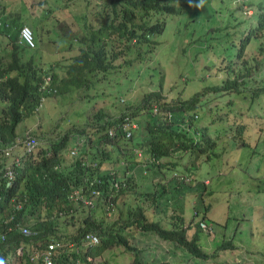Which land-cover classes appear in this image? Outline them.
<instances>
[{
  "label": "trees",
  "instance_id": "1",
  "mask_svg": "<svg viewBox=\"0 0 264 264\" xmlns=\"http://www.w3.org/2000/svg\"><path fill=\"white\" fill-rule=\"evenodd\" d=\"M54 1L57 4L46 0H37L39 6L34 12L38 13L28 12V15H25L24 12L32 6V0H0V34L6 37V43L8 44L6 52L3 49L0 50V99L7 101L5 107L0 111V139L2 140L9 138L13 132L15 122L21 116L27 118V124L35 122L39 127L48 129L53 120L49 121L43 115V107L39 106L41 105L39 104L40 100L38 101L39 96H44L42 103L50 105L48 103H50L51 96L56 95L57 92L67 90L63 80L69 79L73 84L86 83L83 81V74L92 71L89 65L104 71L109 67L108 62L118 61L121 64L116 63V68L118 69L121 66L122 71L129 76L128 80L143 70L148 72L146 52H150L151 49L148 43L153 46L157 33L165 29V14L179 11L174 0ZM188 1L200 3V0ZM226 1L229 2L230 0ZM28 3L30 5L26 6ZM201 4L206 8L204 11L197 8L195 4L192 7L180 10L184 25H179L176 22L169 29L168 35L182 38L188 31L186 23L194 25L199 21L202 25H205V18L202 19L201 17L206 16L211 22H215L218 13L224 10L221 7L223 2L221 4L219 2L215 3L216 7L211 0H203ZM248 4L253 8L250 16L242 19L243 22H237L233 25L235 27L233 36L236 39L235 44L231 41L229 44L220 47L212 42L215 32L222 28L219 25L210 26L208 29L201 27V33L196 37L192 36V31H189L188 40L186 41V44H190L193 50L192 59L189 63H193L202 71H205L209 66L207 76L201 77V81L208 84L221 76L220 84L231 88L237 95L240 94L239 84L248 87V91H250V100L247 102L249 112L238 111L234 106L235 100L232 101V98L229 101L231 107L225 117V125H233L234 135L238 137L242 146L248 145L245 136L249 134V125L251 120L254 119L252 117L264 115V105L260 97H257L259 94L264 93V43L257 42L258 34L260 36L264 34V0H248ZM73 8L80 10L78 17L75 16ZM187 10H190L191 13H187ZM194 15V21H191ZM177 20L179 21V18ZM23 24L29 26L34 35L35 46H40L39 50L26 43H19V32ZM228 24L229 18L226 20V25ZM239 26H241L240 30L238 29ZM54 40L57 44L58 41L63 42V44L66 43L65 47H59L58 45L49 47L48 44ZM74 46H76L75 49H73ZM40 48L46 50L50 58L45 60ZM186 49H183V51L185 52ZM234 50L235 52L238 51L237 56L249 50H257L259 57H253V64L249 63L248 59H243L241 65H238L229 57ZM78 51L82 55L87 54L88 63L85 62L80 66L74 63L75 57L72 59L71 56L76 55ZM98 51L101 52L98 53ZM94 52L97 53V57H92L91 53ZM200 55L204 56L203 60L199 57ZM183 57H185L184 54ZM187 60L185 64H188ZM253 71H258L260 76L255 77ZM58 75H61V77H58ZM46 77H49V80L45 84ZM58 78L60 84H57V90L53 91ZM157 85L160 86L161 82L158 81ZM144 87L145 85H142L140 88ZM211 87L216 88V85H211L209 88ZM188 89L189 87L182 86L176 90H171L170 95L176 96L174 98L176 100L172 102H167L168 100L160 97V94L156 93L158 90L151 88L150 92L145 91V100L149 108H156L159 111L169 109L172 112L171 121L174 123H165L156 114L145 111L144 123H146L145 127L148 129V135L142 139L136 136L134 144L140 149L142 148V156L149 155L146 165L182 169L186 174L199 179V177L205 178L209 172H203L200 165L193 166L192 161L185 159L180 154L174 157L171 155L175 150H181V147L184 146L188 147L193 142L192 132L189 131L188 127H180L178 121L183 117V111H186L193 118L194 113L214 114L212 112H217L219 105L217 102L213 105H205L207 101L213 98L211 95H206L207 91L202 86L199 89L196 87L192 91ZM184 91L187 92L183 94ZM204 95L205 99L201 101V97ZM55 114H53L54 118H58V120H68L72 125L75 123V119L71 115L62 119L63 116L58 117L59 115ZM75 125L82 134L87 135L88 147L81 150L83 153L80 156L87 155L93 158L97 154L94 157L96 161L91 166L87 165L86 167L81 166L79 160L63 161L61 171L58 173L55 170L52 174L51 166L57 155V148L52 147L53 157L42 158L34 165H30L27 174V185L25 184L24 188L28 204L26 205L27 211L23 221L27 223H22L30 232L27 234L22 233L20 230L22 226H15V220L7 219V213L3 214V211H1L0 260L3 261V264H8L5 257L9 254V248L14 249L18 245H28L27 243H38L39 238L41 240V232L46 233L51 238L65 240L78 239L79 235L81 236L84 232H94L98 236L99 243L97 245L87 247L83 253L78 251V253L65 255L58 259V264H80L78 256L85 264H96L94 261L87 259V256L100 255L102 252L99 250L103 249L104 251L110 246L109 249L105 250V260H109L105 264H111L113 261L112 256L119 255V253H121L119 257H128L127 252L120 250L119 246L116 247L119 252L112 247L118 239L111 231L105 233V228L110 227L111 224L104 225L102 219H97L89 214L91 208H89L82 221L76 216L74 217V201L68 198V193L75 187L81 188L85 194L88 191L90 192L89 188L98 191L103 190L106 193L105 187H107L110 194V189H114V187L113 182L108 179H117L116 177L123 175L126 164L134 168V164H138V161L135 160L129 150L125 152L117 149L104 150L100 145L102 142L100 136L95 135V130L98 131V128H94L92 120L86 118L83 123H75ZM53 126H55L53 131L62 138L63 124L55 122ZM168 127H173L175 133H169ZM191 129L197 132V128L191 127ZM48 132V130L42 131L41 134L46 137ZM53 136V138L58 139L55 134ZM172 137L182 141L180 145L176 144ZM2 140H0V144ZM110 143L113 146L119 145L118 140ZM90 149H93L92 152ZM46 150H48L47 146L39 145L41 153L44 154ZM1 157L5 162L4 164H6L8 159L3 151H1ZM103 160L115 162L117 167L115 165L112 172L109 169L100 171L98 164ZM120 160L123 161L120 162ZM211 161H213V158H211ZM207 168L208 171L213 172L211 165H208ZM131 175L129 174L126 177L128 182L125 181V183H128L127 185L118 187V192L110 195L113 203L118 204L117 194L134 193L133 184L129 186ZM229 181L232 182L231 179ZM215 189L216 187L209 185L207 192L211 194ZM102 194L103 192L97 195L99 201ZM142 194L146 193L142 192ZM122 204L131 207L133 202L124 200ZM84 206L82 205V208ZM58 210L64 211L69 216L58 214ZM81 211L82 209L78 212ZM121 212L120 210L119 215ZM140 217L143 219L144 215L140 214ZM169 222L170 227L161 228L159 233L170 240L178 242L176 245L181 247L182 252L172 249V253L178 258L175 262L171 263L168 256L164 255L162 258L160 256V260L155 264H187L188 260H186L185 255L203 257L206 260L220 264L232 258L230 253L235 247V253L243 251V248L238 246L235 240L241 241L244 240V237L238 232L235 233V231L227 233L223 226L224 211L219 213L217 219L209 221L207 230L197 228L186 231L183 227L179 228L180 222L177 217L171 218ZM257 222V226L260 228V223H264V218L259 219ZM156 224L152 219L142 221V226H151L149 227L151 230L155 228ZM260 233L263 234L264 230H261ZM262 240V237H260L257 242L262 243ZM210 248L213 250L211 253L209 252ZM253 253L256 257H263L256 250ZM117 261L115 264H120Z\"/></svg>",
  "mask_w": 264,
  "mask_h": 264
},
{
  "label": "clouds",
  "instance_id": "2",
  "mask_svg": "<svg viewBox=\"0 0 264 264\" xmlns=\"http://www.w3.org/2000/svg\"><path fill=\"white\" fill-rule=\"evenodd\" d=\"M46 1L49 2L48 0ZM231 1L232 0L227 2L225 0L224 4L230 3ZM202 2L203 0H200V3L188 0H174V3L176 4L177 9L179 8V11L171 14H165L166 16L164 28H166L167 26L172 27L171 25H175L176 22L179 25H184V19L183 16L180 14V10L186 7H192L194 4L197 8L203 9L204 7H202ZM213 2L214 4L218 2L219 4H221L223 1L213 0ZM224 4L221 6L224 9L223 12L218 13L217 20L215 21H218L216 25H210L213 22L210 21L208 16L203 17L205 18V25H208V27L219 25L220 27L224 28V25H226L227 18H229L230 23L232 18H230L229 16L231 14H234L237 10L244 11L245 8H250V13L248 15H244L242 11L238 12L240 19H238V21L234 23H241L243 22L242 19H245L246 17L250 16L253 10V8L249 6L250 4H248V0H237V5L234 7H225ZM187 13H191L190 10H187ZM194 14H196V12H194ZM170 16L175 17V20L171 23L167 21V18ZM177 18H179V21L177 20ZM194 18L195 15L191 18V21H194ZM221 22L222 25H220ZM197 24L202 25L199 21L196 22L194 25L186 23V25L188 26V31L182 38L188 40L189 31H192V36H194V34L198 35L199 33H201V30H194V26ZM23 25L26 26L29 30L30 40H26L22 36V33L19 32V43H26L29 46L35 47L36 43L34 35L32 34L29 26H27L26 24ZM208 27H205V29H208ZM238 29L240 30L241 26H239ZM218 31L219 30H217V32ZM160 33H157V36ZM258 35V38H260V34ZM261 37L262 39H258L257 42L264 43V34H262ZM148 44L151 48L150 52H146L148 58L147 66L149 68V71L144 72L143 70V72L145 74L148 73L149 78L147 80V83L143 84L145 85V87L139 88L136 93H134V100H132L131 98L128 99L124 97L128 90L123 89L121 91L119 89V82L126 83L129 79V76L122 71L121 66H119L118 69L116 68V63L121 64L118 61H107L109 63V67L106 68L104 71L96 69L88 64L92 71H87L83 74V81H85L86 83L73 84L69 79L63 80L67 90L63 92H57V94L54 95L55 98L75 94L79 98L76 101L77 103L84 99V103H79V107L70 110L71 113H74L75 115L73 118L75 119V123L81 124L86 118L92 120L94 123V128H98V131L95 130V135L97 134L100 136V141H102L100 145L104 150L117 149L122 152L129 150L135 160L138 161L137 163L143 167V165H146L145 163L149 155L142 156V148L140 149L134 144V138L137 136L139 139H142L148 135V129L145 127L146 123H144L145 111H149L151 114H156L157 116H159L160 119L164 120L165 123H174L171 121L172 112L169 109H163V111H159L156 108H149L148 103L145 100V91L150 92L151 88L153 90H158V92L156 93L158 95L160 94V97H162L164 100H168L167 102H172L176 100L174 99L176 96L170 95L171 90H176L182 86L189 87L190 84H197L199 85L198 89L202 86L207 91V93H210L211 97L213 98L212 100H210L213 101V103L209 105H213L215 102H217L219 105V109L217 110V112H212L214 114L194 113L193 118L190 117V115L186 111H183V117L178 121V125L182 128L188 127L189 131H191L192 135L194 136L193 142L188 147L184 146L181 147V150H175V152H172V157L178 154L181 155V153H185V155L182 156L185 159L192 161L191 163L193 164V166H196L194 165L193 160L196 158L202 159L201 161L203 162L204 160L208 162L212 156L221 159L225 158L227 150L223 145L216 150H211V147L215 144L216 140L218 139V135L215 134L214 128L218 127L224 128L227 137L231 139L233 145L242 146L238 137L234 135L233 125H225V117L228 114L229 108L231 107V104L229 105V101L232 98V101H234L235 98L239 97L246 98L245 100H247V102L250 100V91H248V87H245L243 84H239L238 89L240 91V94L237 95L231 88L222 86V84H220L219 82L220 79L218 81L212 80L211 83L207 84L201 81V77L198 76H192L186 79L185 77L179 75L182 79V82L174 83L172 81V78L174 77L171 75L170 72H166V78L171 81L165 83L163 78L164 72L158 67L160 65L164 68V66L160 63H157L152 56V51L154 49L155 42L153 46H151L150 43ZM6 45L8 48L7 43ZM7 48L3 51L6 52ZM101 51H98V53H100ZM250 52L251 51L249 50L248 52H243L242 54L237 56L238 51L235 52L234 50L233 54H231L229 57H231L238 65H241L243 59H248L249 63L253 64V57L258 58L259 55L257 54V50L254 53ZM91 55L92 57H97L96 52L91 53ZM74 57L75 59L73 61L77 64V66H80L85 62L88 63L87 54L82 55V53L78 51L76 55L71 56L72 59ZM208 67L209 66H207V68L205 69L206 72L208 70ZM120 74H125L127 75V77L125 75ZM253 74L257 78L260 76V73L258 71H253ZM118 75L120 76L118 77ZM58 77H61V75H58ZM48 80L49 77H46L44 83L46 84ZM158 81L161 82L160 86L157 85ZM57 84H60L59 78L56 80L53 91L57 90ZM211 85H216V88H209ZM166 88L169 90L167 95L163 92V90H165ZM186 92L187 91H184L183 93ZM261 95H264V93L259 94L257 97H260ZM204 97L205 95L201 97V101H204ZM97 98H109L110 101L97 102ZM43 100L44 96H39L38 101L41 105H38L41 107H44L45 105L44 103H42ZM117 101H124V104L122 106L118 105ZM6 104V100L3 101L2 99H0V111L2 108L5 107ZM68 104L69 103H67L66 105ZM83 105H86L84 111L81 110V107ZM205 105H207V103ZM58 110L61 112L65 111L64 107H61ZM39 113L41 114V112ZM69 115L71 114L67 112L65 115H63L62 119H65ZM212 118L214 120H211ZM252 118L260 120L264 118V115H256ZM56 120H58V118L54 119L53 121ZM27 121V118L21 116L15 122L12 132L13 135L11 134L12 136L10 135L9 138L5 140L0 139L2 140L0 144V213L1 211H3V214L7 213V219H14L15 226H22L20 227V230L22 233L25 234L30 232V230H28V228L24 224H22L27 223L23 221L25 213L27 211L26 205L28 204L27 195L24 192V188L25 184L27 185V174L29 172L30 165H34L35 163L39 162L42 158L53 157L52 147L57 148L56 160L51 166L52 174L55 170L58 173L61 171L63 161L79 160L81 166H91V164L96 161L94 157H96L97 155L96 154L93 158L87 155L80 156V154L83 153L81 152V150L88 147L87 135L82 134L78 130L75 123L72 125L68 120H61L59 122L63 124V134L61 138L60 135L56 134V132L53 131L55 126L50 124L49 128L45 129L39 127V125H37L35 122L27 124ZM191 127L197 128V132L193 131ZM47 130L49 132L47 136L44 137L41 132ZM168 131L172 134L175 133L173 127H168ZM54 134L56 135L55 137H57L58 139L53 138ZM172 139L178 145H180V142H182L177 140L175 137H172ZM114 140H118L119 145L113 146V144L110 143ZM105 142L109 143L106 144ZM40 144H43L48 147V150H46L44 154L39 151ZM92 150L93 149H90L91 152ZM1 151L4 152V155L8 159V162L6 164H4L5 162L1 157ZM77 156H79V158H77ZM122 161L123 160H120V162ZM105 162L107 161L103 160L98 164L99 170L102 171L104 169H109V171L112 172V168L116 165V163L109 161L110 163H108V165L102 167ZM200 163L201 162H199V165ZM230 166H232V169H235L237 164L231 163ZM115 167H117V165ZM125 167L126 168L124 170L123 175L116 177L117 179L114 180L108 179L109 181L113 182L114 187V189H110V194L107 187H105V191H107L106 193H104L103 190L98 191L92 188H89L90 192L88 191V193L86 194L82 192L81 188L75 187L70 190L71 192L68 193V198L74 201V217L76 216V218L82 221L85 217V214H87L89 208H91L89 214H92L95 218L102 219L104 222L108 219L114 218L120 221L124 226L133 229L124 236L122 233L118 232L117 227L112 226V224L110 227L105 228V233L111 231L112 234H114L118 239V241L112 245L114 249L119 246L120 250H123L124 248L127 252L131 253H126L128 255V257L125 256L127 260L129 259V257L132 258L133 256H135L131 264H144L142 262V259H137V255L140 253L142 257V252L147 248L143 245L137 244L143 241L146 242L148 245L150 242L153 241L154 246L163 251V253L160 255L161 258L164 255H167L171 263L175 262L178 258L174 256V254L172 253V249H175L178 252H182L181 247L176 245V243L178 242L168 239L167 237L163 236V234H160L159 231L161 228L170 227L169 220L171 218L174 219V217H177V220L180 222L179 228L183 227L186 231L188 229L198 228L200 230H207L209 228V221L214 219L209 216V211L215 210L217 204L215 202H213L212 204L208 203L207 196L199 191L200 184H202L203 186L206 185L208 183V179L203 178L202 180H198L197 177H193L186 174L182 171V169H168L165 166L157 167L155 165H146V167L149 168L147 170H150V174L153 177L154 175L160 177L161 183H164L161 184V187L158 191L142 189V192H145L146 194H142V192L135 193L136 177L133 178L134 173H132V171L128 173L129 171L127 164ZM256 173L257 172H253V174ZM129 174H132L129 180V186L133 184L135 188L134 193L117 194L116 197L118 204L113 203L110 195H114L115 193H117L118 187L125 186L128 184L125 183V181L126 177ZM167 174H169V177L167 176ZM165 175L167 176V178H165ZM176 182L179 183L181 187H185L187 189H190L191 187L195 186L196 198L193 199V197L189 196L187 193L186 195L183 194L185 195L183 199H187V205H189L191 208H189V212L184 211V200L181 202L177 201V198H182L183 195H174V200L172 202L170 201V197L172 196L171 188H173V186L177 187ZM101 192H103V194L101 195L102 197L99 201L97 195ZM124 195H126V199L124 200L133 202V205L131 207L122 204V202L124 201L122 199ZM128 195L130 196L127 198ZM196 200L200 201V207L195 205ZM192 202L193 207L191 205ZM82 205L85 206L82 208ZM80 209H82V211L78 212ZM145 209H149L151 213L146 214ZM120 210L122 212L119 215ZM57 213L64 216H69L64 211H59ZM140 214L144 215L143 219H141ZM239 216L241 219H245L244 214H241ZM186 217L188 218V220L184 219ZM226 218L224 219L223 226L225 225ZM147 219L148 221L152 219V221L157 223L153 230L149 228L151 226H142V221H145ZM253 232H255V234L253 235V240L255 241V248L260 249V253H264V244L261 245V243L259 244V242H257L260 237H264V233H257L256 226L252 227L250 225L251 235L253 234ZM127 235H131L132 237H134L135 235H139V239H134L132 240L133 243L131 241L129 244L127 243L125 238L127 237ZM40 237L41 240L39 238L38 243H27L28 245H18L14 249L9 248V254L5 257V259H7L8 261V264H58L59 258L68 254L78 253V251L83 253L87 247H93L99 241L98 236L94 232H84L81 236L79 235L78 239L69 240H65L62 238H51L43 232H41ZM157 242L160 243L157 244ZM116 251L119 252L118 249H116ZM261 255L263 257L260 256V263L257 264H264V254ZM96 257H99V255H88L87 259L94 261L97 264ZM190 257L193 258L191 260V264H195L194 258L200 260L204 259L203 257L199 256L185 255L186 260H188ZM77 258L78 260H80V264H85L81 257L78 256ZM155 259V263H157L160 260V257ZM236 259L237 258L235 254L234 261L232 260V258L229 259V264H245V262L241 259H237V261ZM119 262L120 261L118 260L117 263ZM0 264H3L2 260H0Z\"/></svg>",
  "mask_w": 264,
  "mask_h": 264
},
{
  "label": "rangeland",
  "instance_id": "3",
  "mask_svg": "<svg viewBox=\"0 0 264 264\" xmlns=\"http://www.w3.org/2000/svg\"><path fill=\"white\" fill-rule=\"evenodd\" d=\"M49 2L53 4H57L54 0H48ZM225 1V0H224ZM223 1V4H224ZM239 1V0H238ZM212 3L214 4L213 0ZM30 3H28L26 6H29ZM73 5V4H72ZM215 5V4H214ZM225 7H234L237 5V0H232L230 3L224 4ZM37 0H32V6L29 10L25 11L24 14L28 15V12L38 13L34 12L38 8ZM202 7H204L202 5ZM206 8L204 7L202 11H204ZM74 11V14L76 17H78V14L80 13V10L77 8L72 9ZM242 10H237L234 14H231L229 17L232 18L229 25L222 27L218 32H215V37L212 39V42L214 44H217L218 46L222 47L223 45L229 44L231 41L236 43V39L233 38L234 36V29L233 26L234 22L238 21L240 19V16L238 15V12ZM244 15H248L250 13V8H245L244 11H242ZM234 17V18H233ZM40 18H42L40 16ZM39 18V19H40ZM203 18V17H202ZM175 20L174 16H170L167 18V21L169 23L173 22ZM218 22V21H217ZM217 22H213L210 25H216ZM60 24V23H59ZM62 25V24H61ZM171 25V24H168ZM222 25V22L220 23ZM173 26V25H171ZM201 27H208V25H195L194 30H202ZM172 28L170 26H167L158 36H156L155 39V46L152 51L153 59L164 66L161 67L158 66L162 71L164 72V81L165 83L171 81L166 78V72H170L171 75L174 77L172 78V81L174 83H181L182 79L180 76L185 77L186 79L192 77V76H198V77H204L207 76L206 71L200 70L197 66H195L193 63H189L190 59H192L193 50L191 48L190 44H186L187 39H183L179 36L173 37L172 35H168L169 29ZM192 28V27H189ZM203 28V29H204ZM197 34H194V37H196ZM262 37L260 36V38ZM264 41V40H263ZM52 45H58L59 47H65L66 43L63 44V42L58 41V44L54 40L50 44H48L49 47ZM40 47V46H39ZM37 46V50H39ZM6 37L4 35L0 34V50L6 49ZM76 46H74L73 49H75ZM187 48V49H186ZM41 49V48H40ZM183 49H186L184 52ZM42 50V49H41ZM57 51V50H56ZM256 50L251 51L250 53H254ZM34 52V50H33ZM183 54L185 57H183ZM42 56L45 60L50 58V55L46 50H42ZM195 56V55H194ZM193 56V57H194ZM201 60L204 59V56H199ZM189 59V60H187ZM187 60L188 64H185ZM184 61V62H183ZM191 64V65H190ZM125 75V74H120ZM118 75V77L120 76ZM180 75V76H179ZM127 77V75H125ZM149 78L148 73H144L143 71L139 72L138 75L133 76V78L130 77V80H128L126 83H120L119 89L122 91L123 89L128 90V92L125 94L124 97L131 98L134 100V93L147 82ZM220 79V76L216 78L213 81H218ZM173 84V83H171ZM196 85V86H195ZM190 84L189 89L191 91L198 88L199 85L197 84ZM188 89V90H189ZM118 90V91H120ZM187 90V91H188ZM168 89L166 88L163 90L164 93H168ZM185 94V93H183ZM182 94V95H183ZM206 95H210V93H206ZM79 98L75 94H71L68 96H62L57 97L55 96L50 97V105H44L42 109V113L49 121L54 120V113L58 114L57 116H63L67 112L71 114V117L74 118V113H71L70 110H73L74 108L79 107V103H84V99H82L80 102H76ZM246 98H236L235 99V107L240 112H247V100ZM260 99L262 100V104L264 105V95L260 96ZM97 102H108L110 101L109 98H97ZM69 103L68 105H66ZM213 101H208L207 105L212 104ZM118 105H123L124 101H117ZM64 107L65 111L61 112L58 109ZM86 105H83L81 107V110H85ZM79 111V110H78ZM249 112V111H248ZM41 113V114H42ZM55 114V115H56ZM56 116V117H57ZM61 120L53 121L60 122ZM53 123H50L53 125ZM215 134L218 135V139L216 140L215 144L211 147V150H216L220 148L222 145L227 150L225 158H216L212 156L213 161H211V158L209 161H201L202 159H193L194 165H199L203 172H209V174L205 177L208 179V183L206 185L200 184L199 191L202 192L207 196V202L213 203L215 202L217 204V207L215 210L209 211V216L217 219L219 216V213L224 211V219L226 218L225 222V230L226 232L235 231L240 233L244 240H235L236 244L243 248L242 252L235 253L236 247L234 250L230 253L232 255V260L234 261V257L236 254V258L239 260L245 262V264H257L260 263V256L256 257L253 253L254 250L261 251L260 249L255 248V241L253 240V234L250 233V225L252 227L256 226L257 233H259L261 230H264V223H260L261 227L258 228L257 221L261 218H264V118L262 119H253L251 120V123L249 125V134L245 136V140L248 141V145L246 146H235L232 144V141L230 138L227 137V134L224 131L223 127L214 128ZM181 155H185V153H181ZM110 163L109 161L105 162L102 167L108 165ZM231 163L237 164L235 169H232L230 167ZM208 165L212 166L213 172L208 171ZM138 167V168H136ZM149 168L146 167V165H143V167L139 164H134V168H131V166L128 164V173L132 171L134 173L133 178H135V188L136 192H142V189H150V191H158L161 187V180L160 177L155 176L154 177L150 174V170H147ZM253 172H257L256 174H253ZM217 174V175H215ZM169 177V174H167ZM165 175V178H167ZM198 179V178H197ZM203 177H199L198 180H202ZM231 179L232 182L229 180ZM175 182V181H173ZM177 187L173 186L171 188L172 196L170 197V201L172 202L174 200V195L182 196L183 194L186 195V193L189 196H192L193 199L196 198V192H195V186L191 187L190 189H187L185 187H181L179 183H177ZM209 185L212 187H216L215 191H212L211 194L207 192L209 189ZM177 198V201L181 202L184 200L185 206L184 211L189 212L190 206L187 205V199ZM130 195L127 196V198ZM123 200L126 199V195L123 196ZM193 207V202H192ZM196 206L200 207V201L196 200L195 202ZM125 209V208H124ZM191 209V208H190ZM99 211V210H98ZM97 211V212H98ZM146 214H150L151 211L149 209H145ZM244 214L245 219H241L239 215ZM188 220V218H184ZM105 224H112V226L117 227L118 232L122 233L124 236L125 234L129 233L133 229L128 228L124 226L120 221L111 218L106 220ZM230 235V234H229ZM126 241L130 244V242L134 239H139V235H135L132 237L131 235H127ZM262 244H264V237H262ZM99 243V242H98ZM97 243V244H98ZM133 243V241H132ZM160 242H157L159 244ZM96 244V245H97ZM138 245H143L144 247H147L146 250L139 253L137 255V259H142V262L144 264H152L155 263V258L160 257V255L163 253L162 250L156 248L154 246L153 241L149 243V245L146 242L137 243ZM260 244V243H259ZM254 249V250H253ZM102 252V254H97L99 257L97 258V264H105L109 262V260H105V252L102 250H99ZM123 252H127L124 248L122 250ZM213 250L210 248L209 252L211 253ZM129 253V252H127ZM226 253V252H225ZM235 253V254H234ZM96 254V253H95ZM121 253H119L120 255ZM123 254V253H122ZM131 254V253H129ZM229 256H231L229 253H227ZM264 254V253H261ZM119 255H113L112 256V262L111 264H115V262L120 258V264H131L132 260L135 256L132 258L129 257L127 260L126 257ZM125 255V254H123ZM193 258L190 257L188 259L187 264H191V260ZM195 259V264H217L211 260H200ZM236 259V261H237ZM135 264V263H134ZM219 264V263H218ZM220 264H229L228 261H225Z\"/></svg>",
  "mask_w": 264,
  "mask_h": 264
},
{
  "label": "built area",
  "instance_id": "4",
  "mask_svg": "<svg viewBox=\"0 0 264 264\" xmlns=\"http://www.w3.org/2000/svg\"><path fill=\"white\" fill-rule=\"evenodd\" d=\"M21 33H22V36L26 39V40H30V33H29V30H28V28L26 27V26H22L21 27V31H20Z\"/></svg>",
  "mask_w": 264,
  "mask_h": 264
}]
</instances>
